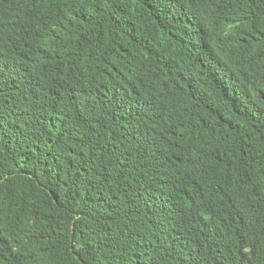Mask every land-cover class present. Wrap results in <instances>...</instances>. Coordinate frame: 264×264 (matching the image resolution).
<instances>
[{
	"label": "trees",
	"instance_id": "16d2710c",
	"mask_svg": "<svg viewBox=\"0 0 264 264\" xmlns=\"http://www.w3.org/2000/svg\"><path fill=\"white\" fill-rule=\"evenodd\" d=\"M0 264H264V0H0Z\"/></svg>",
	"mask_w": 264,
	"mask_h": 264
}]
</instances>
